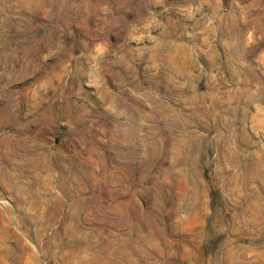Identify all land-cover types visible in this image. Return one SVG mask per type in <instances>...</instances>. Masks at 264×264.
<instances>
[{"label": "rangeland", "instance_id": "rangeland-1", "mask_svg": "<svg viewBox=\"0 0 264 264\" xmlns=\"http://www.w3.org/2000/svg\"><path fill=\"white\" fill-rule=\"evenodd\" d=\"M0 264H264V0H0Z\"/></svg>", "mask_w": 264, "mask_h": 264}]
</instances>
